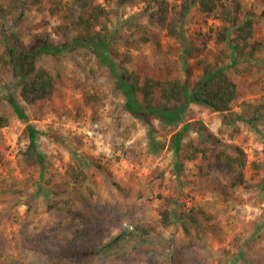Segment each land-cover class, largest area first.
I'll return each instance as SVG.
<instances>
[{"label": "rangeland", "instance_id": "1", "mask_svg": "<svg viewBox=\"0 0 264 264\" xmlns=\"http://www.w3.org/2000/svg\"><path fill=\"white\" fill-rule=\"evenodd\" d=\"M11 1L0 0L6 5ZM92 1L106 5L105 0ZM240 1L242 17L248 11L257 16L255 39L264 40V0ZM18 3L20 9L3 18L4 23L0 18V52L5 49L2 38L11 39L12 33L23 47L37 35L54 42L64 38L56 32L62 18L49 9L54 0H44L42 9L31 0ZM146 5L143 0L106 5L109 27L117 31L110 45L116 61L125 62L142 76L188 77L196 82L203 67L216 63L225 47L214 40L220 20L201 12L198 5L191 8L183 31L184 45L192 55L185 56L182 43L149 19ZM74 35L70 33L69 39ZM10 44L15 45L13 40ZM87 52L80 49L60 57H42L38 65L57 77V89L51 99L32 105L22 101L17 79L0 64V115L10 120L0 129V264H57L65 253L101 248L123 232L136 230L137 224L156 229L123 237L110 252L91 253L79 264H264V49L251 72L228 70L241 90L233 105V114L245 116L237 122L238 132L233 126H223L218 113L190 105L187 119L204 121L215 138L208 143L206 157L200 153L196 159L182 161L180 176L169 146L171 134L155 120L158 130L154 138L161 147L152 151L149 127L125 110V98L116 90L107 68ZM223 61L227 64L229 59ZM11 94L29 114V123L43 133L38 143L47 155L45 177L23 159L26 124L12 108ZM91 94L97 99L87 105ZM256 108L262 115L254 124L248 123L245 119ZM198 137L197 131L190 132V138ZM233 145L247 154V182L235 188L215 159L217 152H231ZM71 149L90 159L85 166L90 178L78 190L64 179L74 161ZM39 185L43 191L34 197ZM87 185L94 195H89ZM83 194L89 198L92 206L88 210L93 214L83 221L73 220L55 204L61 198H73L83 209ZM165 208L178 213L200 209L199 227L191 235L180 223L163 227L160 210Z\"/></svg>", "mask_w": 264, "mask_h": 264}, {"label": "trees", "instance_id": "2", "mask_svg": "<svg viewBox=\"0 0 264 264\" xmlns=\"http://www.w3.org/2000/svg\"><path fill=\"white\" fill-rule=\"evenodd\" d=\"M43 1L31 0V4L42 9ZM115 1L122 4L139 0H105V3L112 5ZM143 1L147 2L145 9L149 12V19L153 24L166 30L169 36L182 43L185 56L192 55L190 48L184 45L186 38L183 31L184 22L191 8L198 5L201 12L214 14L220 20L221 24L216 28L214 40L217 45L224 44L225 47L221 49L222 54L216 59V63L203 67V74L196 82H191L188 77L186 80H181L142 76L130 70L125 62L118 63L116 52L110 50L111 41L117 31L109 27V12L106 5L94 4L92 0H73L72 2L54 0V5L49 9L52 14L62 18L63 21L57 26L56 32L62 34L64 38L54 42L48 36L37 35L29 45L23 47L18 35L12 33L11 39L2 38L5 49L0 52V64L3 68L10 70L13 77L17 79L22 101L32 105L41 100L51 99L57 89V77L47 67L38 65L42 57H60L80 49L93 53L99 65L107 68L114 80L116 90L125 98V110L149 127L152 151H157L161 147V143L154 138L158 130L155 120L159 121L162 129L171 134L169 146L176 155L175 170L177 176H180L182 161L196 159L200 153L206 157L210 149L208 143L212 141V137L215 138L204 121L187 119L190 105H202L211 112L218 113L222 116L223 126H233V131L238 132L237 122L245 116L233 114V105L241 96V90L237 82L230 77L228 70L234 68L241 73L251 72L256 65V56L264 49V40L255 39L258 22L256 14L248 11L244 17L241 16L240 0H175L174 3L171 0ZM17 7L20 9L18 0H12L10 5L0 2V18L3 23V18L13 14ZM72 32H75V35L69 39L68 35ZM253 38L254 40L250 41ZM11 40L15 43L14 46L10 44ZM225 57L229 59L227 64L223 61ZM242 63L246 64L244 68L240 66ZM87 98V105L97 99L94 94ZM8 100L17 117L26 124L23 138L27 140V146L22 153L23 159L28 166L37 168L41 177H45L47 155L40 149L38 143V136L43 133L29 123V114L12 94ZM259 112L260 109L256 108L255 113L245 120L254 124L262 115ZM9 123L7 116L0 115V129L8 126ZM204 130L206 133L203 132ZM191 131L199 133L197 140L190 138ZM53 136L63 143L59 136ZM70 151L74 155V161L69 164L64 179L68 184L72 182L73 187L78 190L90 178L85 168L90 163V159L79 155L74 149ZM215 159L221 163L229 175L231 187L246 184L247 154L242 147L233 145L231 152L220 150L215 154ZM97 166L102 167L98 163ZM86 188L90 196L94 195L95 191L90 185ZM42 191L43 187L39 185L37 192L32 195L37 197ZM54 193L61 194L60 190H54ZM81 199L84 201V210L74 203L73 198H61L55 201V204L60 211H64L73 220L83 221L85 218L93 217V214L88 210L92 206L89 198L83 194ZM198 211L192 208L189 212L178 213L176 210L165 208L160 210L159 223L165 228L174 223H180L186 233L191 235L192 229L199 227ZM201 213L204 214V212ZM155 229L156 226L137 224L136 230L123 232L101 248L67 252L57 264H64L67 261L79 264L91 253L110 252L119 245V240L123 237L138 232L145 235Z\"/></svg>", "mask_w": 264, "mask_h": 264}]
</instances>
